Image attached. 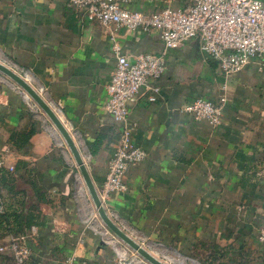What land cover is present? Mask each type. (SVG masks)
Returning a JSON list of instances; mask_svg holds the SVG:
<instances>
[{"label":"crops","instance_id":"0c3cea01","mask_svg":"<svg viewBox=\"0 0 264 264\" xmlns=\"http://www.w3.org/2000/svg\"><path fill=\"white\" fill-rule=\"evenodd\" d=\"M167 5L140 1L129 9L155 12ZM118 38L130 60L163 52L154 33L122 31ZM198 46L190 41L168 51L162 77L129 103L132 139L146 157L127 168V191L110 195L105 210L150 249L204 264H264L258 241L264 228V69L252 62L225 77ZM0 61L51 105L98 190L120 130L104 109L116 62L106 29L65 0H0ZM0 79V203L4 213L33 219L26 264H66L69 258L73 264H120L130 249L101 222L65 142L27 94ZM220 95L227 102L216 129L183 110L197 97ZM29 130L23 146L11 141V134ZM9 224L0 226L3 241L29 232L16 229L12 217Z\"/></svg>","mask_w":264,"mask_h":264},{"label":"built area","instance_id":"2783aa9c","mask_svg":"<svg viewBox=\"0 0 264 264\" xmlns=\"http://www.w3.org/2000/svg\"><path fill=\"white\" fill-rule=\"evenodd\" d=\"M65 1L69 9L106 29L116 60L105 86L104 109L120 124V130L116 149L107 163L105 179L98 189L105 208L110 195L127 191V168L146 157V153L132 139L128 124L129 103L149 82L162 77L167 52L180 50L186 43L198 38L200 52L215 61L225 77L241 71L252 62H259L264 69V3L262 0H190L182 7L174 8L170 6L173 0H165L169 5L155 12H142L132 11L129 6L140 1L150 3L152 0ZM122 31L128 36L157 34L163 52L157 55L141 53L130 60L122 53L118 38ZM149 100L154 101L155 98L150 97ZM226 102L224 95L215 100L197 97L187 103L183 110L194 121L216 129L222 123ZM4 212V205L0 203V215ZM34 232L35 228H32L29 232L9 235L0 245V252L7 254L13 264H26L32 256L28 241ZM258 241L264 245V228L259 231ZM141 259L132 255L120 264H147ZM73 263V258L67 259L66 264Z\"/></svg>","mask_w":264,"mask_h":264},{"label":"water","instance_id":"95a60500","mask_svg":"<svg viewBox=\"0 0 264 264\" xmlns=\"http://www.w3.org/2000/svg\"><path fill=\"white\" fill-rule=\"evenodd\" d=\"M196 44L198 43V38L193 40ZM199 48V46H198ZM0 74L6 76L11 81H13L21 90L27 94L33 102L39 107V109L45 114L50 123L53 125L55 130L61 136L65 142L68 150L70 151L74 162L80 172L82 180L87 188V191L91 197L93 205L97 211V214L101 222L107 227L122 243H124L128 248L135 252L140 258L145 260L149 264H166L161 260L153 256L148 250H146L142 245L129 237L124 233L109 217L106 212L100 198L98 195V190L93 184L91 177L87 171L86 165L84 163L83 157L79 151L78 146L72 138L65 125L62 123L61 119L58 117L54 109L49 103H47L41 95L34 89V87L27 81V78L17 74L12 68L8 67L5 63L0 61Z\"/></svg>","mask_w":264,"mask_h":264},{"label":"rangeland","instance_id":"374dc122","mask_svg":"<svg viewBox=\"0 0 264 264\" xmlns=\"http://www.w3.org/2000/svg\"><path fill=\"white\" fill-rule=\"evenodd\" d=\"M0 77H2V79H6L5 76H3L2 74H0ZM4 77V78H3ZM1 80V79H0ZM6 81V80H5ZM8 81H10L8 79ZM11 83H13L12 81H10ZM22 93H24L21 88H19L16 84H14ZM29 103L35 108L37 109L38 113L40 115H42V117H45V115L43 114V112L38 108V106H36V104L33 102V100L30 98L29 99ZM35 112V111H34ZM46 118V117H45ZM52 127V126H51ZM54 129V128H53ZM54 133V132H53ZM59 135V134H57ZM60 137V136H59ZM5 241L0 239V245L4 244ZM122 243V242H121ZM123 245H125L123 243ZM144 247L146 250H148L149 252H151V254H153V256H155L157 259L161 260L162 262L166 263V264H204L203 259L200 258H194V257H187L189 258V260H185L186 258L183 255H178V254H174V253H167L164 249L162 248H156V249H150L148 247V245L142 246ZM130 249V248H129ZM132 255L137 256L139 259H141L135 252H133L130 249L129 252V256L126 257L127 259H129ZM143 260V259H141ZM144 262H146L145 260H143ZM186 261V262H185ZM185 262V263H184ZM197 262V263H196ZM220 262V261H219ZM147 263V262H146ZM0 264H13V262H11L10 257L7 254L1 253L0 252ZM149 264V263H147ZM212 264V263H209ZM217 264H228V263H224V262H220Z\"/></svg>","mask_w":264,"mask_h":264},{"label":"trees","instance_id":"16d2710c","mask_svg":"<svg viewBox=\"0 0 264 264\" xmlns=\"http://www.w3.org/2000/svg\"><path fill=\"white\" fill-rule=\"evenodd\" d=\"M31 134H32L31 130L24 132V133H16V134L13 133V134H11L10 139L16 146L21 147L29 141ZM5 180L6 179L4 178L2 180V183ZM10 217H12L13 223L16 225V227H17L16 229L30 230V227L32 225H35L31 216L22 217L19 214L18 215H14V214L10 215L8 213H4V214L0 215V226L2 224H5L6 227L8 225H10L9 224ZM11 262H12V259H11Z\"/></svg>","mask_w":264,"mask_h":264},{"label":"bare ground","instance_id":"6f19581e","mask_svg":"<svg viewBox=\"0 0 264 264\" xmlns=\"http://www.w3.org/2000/svg\"><path fill=\"white\" fill-rule=\"evenodd\" d=\"M82 192V191H81ZM194 264V263H193Z\"/></svg>","mask_w":264,"mask_h":264}]
</instances>
